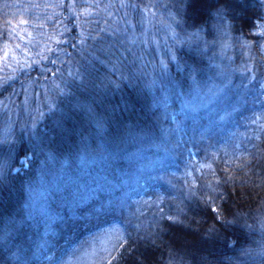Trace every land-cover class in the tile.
<instances>
[{
    "label": "trees",
    "instance_id": "1",
    "mask_svg": "<svg viewBox=\"0 0 264 264\" xmlns=\"http://www.w3.org/2000/svg\"><path fill=\"white\" fill-rule=\"evenodd\" d=\"M88 2L111 6L84 13L85 0H0V161L14 169L0 182V234H7L0 240V264H63L76 246L115 225L133 248L116 264H261L241 249L264 240L257 223L264 215V36L257 31L264 20L262 0H189L187 19L202 32L192 36L191 49H183L185 58L209 66L207 75L219 81L214 60L231 82L211 106L186 84L181 96L167 81L152 84L151 76L132 72L138 63L131 62L133 54L141 49L148 59H159L153 40L147 47H127L131 43L120 45L116 37L115 47L97 51L100 59L92 57L101 42L89 39L82 46L81 30H116L114 15L107 13L121 7L120 0ZM127 2L156 11L152 19L134 9L136 21L142 14L148 21L143 27L163 43L158 21L175 0ZM221 5L232 21V37H224L223 50L220 43L203 48L205 41L219 39L211 11ZM141 31L140 25L134 32ZM116 56L122 57L117 68L130 80L115 75ZM69 67L79 68L83 83L73 81ZM172 72L183 81L174 63ZM62 77L72 95L49 100L45 89L54 96L53 81ZM50 103L56 107L49 109ZM76 103L82 107H73ZM33 121L34 128H21ZM244 131L233 147L231 139ZM26 151L31 155L25 161ZM188 155L206 164L190 176L183 171ZM212 203L227 217L246 216L221 224ZM213 223L218 231L205 237ZM153 231L154 242L147 238Z\"/></svg>",
    "mask_w": 264,
    "mask_h": 264
},
{
    "label": "snow or ice",
    "instance_id": "2",
    "mask_svg": "<svg viewBox=\"0 0 264 264\" xmlns=\"http://www.w3.org/2000/svg\"><path fill=\"white\" fill-rule=\"evenodd\" d=\"M86 6L84 8H81V12L84 13H90V12H96L101 7L108 8L111 5H100L99 3H95L93 6L92 3L88 2V0H85ZM262 4H264V0H262ZM120 7L122 8H140L143 13H149L152 19L156 18V11H153L152 8H150L148 5H137V4H129L127 0H120ZM154 8L157 6H153ZM167 13L166 16L164 13L160 14V20L158 23H160L164 28L163 33V51L160 52L161 47V41L158 40L155 36L152 38L153 42L156 44V49L159 53V59L156 58L148 59L147 54L144 52L143 49L140 50V55L133 54V60L132 63L136 64V67L132 69V72H141L143 75L151 76L152 79L150 83L157 84L161 83L163 81H167L169 86L175 87L178 91V94L183 96L185 95L184 85L186 84L188 86V92L196 91L199 92L202 96V103L211 106L213 105L216 100L218 99L219 95L223 94L228 86L230 85V81L227 79V74L223 71V65L215 64V61L213 60V64L215 65L217 71L214 73L215 77H221L219 81L214 79L211 76L207 75V71H210L209 66L202 64L201 62H197L191 58L186 59L185 54L183 52V49L185 47H188L191 49L192 47V36L194 34H200L202 32V28L199 25L193 26L191 23H189L187 19V14L189 10V0H175L174 3L171 5H166ZM108 16H112L111 12L107 13ZM125 15H127V12H125ZM228 10L223 6H219L211 11V18L213 21V29L216 33V36L219 39H214L211 42L205 41L202 45L203 48H208L209 43L213 45V47L220 43L221 50H223L226 46L228 41L224 39V37L231 38L232 37V21L228 19ZM140 25L142 26L141 32H133L129 33L128 28L125 27L123 29V33L125 34L124 40L119 41L120 45H125L128 41H131V44H127V47H132V44H134L135 39L139 37L141 39V43L147 47L148 40L146 38L147 29L143 26L148 23V21L145 19V17L142 15L139 21ZM262 25H264V20L261 21ZM125 24H131L132 28L135 29L136 25L132 23L131 19L126 20ZM187 25V27H186ZM102 31L106 34H110L111 39H108L106 35H102ZM117 31L112 28L105 27L102 30H97L95 32H88L85 34V31L82 29L80 36L78 38V42L83 46L86 45L88 40L91 39L93 41L101 42L99 45V48L96 50H93L90 52V55L92 57H95L96 59H100L99 56H97V51H100L101 53H107L109 49L115 47L116 45V37H117ZM257 31L261 32V35L264 36V27H261L260 29H257ZM77 39V38H73ZM199 44V42H197ZM252 43L251 41H243V44H249ZM243 46V45H242ZM73 48H76V45H72ZM91 47V46H89ZM27 51V49H25ZM55 51L60 52L61 49L57 48ZM118 51L123 54L125 53L126 49L125 47H120ZM196 54H199V47L195 49ZM121 56H116V62L112 64L113 71L115 75L120 77L121 80H130L131 75L124 74L119 71L117 68V65L121 61ZM44 59H47V57H44ZM57 61H53V63H56ZM61 63L63 61H60ZM101 63H106V61L101 60ZM175 65V68L183 74V81L177 80L175 77V73L172 72V65ZM27 67V65H25ZM150 71H144L145 69H149ZM241 71L247 72L248 69L245 67L241 68ZM68 75L73 78V81L79 80L81 83H83V75L79 71V68L76 71H73L70 67L68 69ZM171 77V79H169ZM109 80L111 83L119 88V81L113 80L111 77H109ZM204 81H207L208 83H204ZM163 86V85H162ZM26 91V90H25ZM52 91L55 93L53 96L51 92L46 88L45 89V96L49 100H59L61 97L72 95L73 90L70 86L69 82L61 78L60 81H53V89ZM11 95V94H9ZM28 100L27 96L25 99V105H27ZM37 107L39 108L40 105L37 104ZM49 109H54L56 107L55 103L49 104ZM73 107H82L81 104L76 103L73 105ZM87 111L90 115L94 114V109L89 105L87 106ZM35 121L31 125L28 123L21 124L22 129H28L29 127H35ZM96 126L102 127V121L99 118H96ZM8 135L9 131L7 127L4 130L3 138L7 142L8 141ZM13 145L9 143V150H11ZM29 155L31 153L25 152L24 156L21 157L22 160H27ZM14 171V169H9V164L7 160L0 161V182H6L8 177V171ZM219 191V189H217ZM202 200H206V202H211V197H201ZM212 209L214 213L217 215L214 217V219L221 224H234L239 222L240 218L242 216H246L245 213H236L234 216L227 217L224 214L221 213V210L217 208L215 203H212ZM163 211L162 209L160 210ZM169 220H179V216H169ZM181 223H186V221H180ZM259 228L264 234V215L260 216V219L257 221ZM244 224L246 227L251 229L253 225H249L247 223V220L244 221ZM218 229L216 227V224H211L208 229L204 232L205 237H210L214 232H217ZM116 235L110 237L111 245L108 247H105L103 249V256L97 260L96 264H103L104 261H107V264H116L121 257L124 255L125 252L131 253L133 251L132 247H127L128 240L125 239L126 233L121 231L119 228L116 229ZM147 238H150L153 240V242L156 239V233L155 231L149 232L147 234ZM7 234H0V240H6ZM241 254L247 257L249 260H255L256 258L260 259L261 264H264V240H261L255 248L253 247H243L241 249ZM205 262H207V257H203ZM227 259H231L230 257Z\"/></svg>",
    "mask_w": 264,
    "mask_h": 264
},
{
    "label": "rangeland",
    "instance_id": "3",
    "mask_svg": "<svg viewBox=\"0 0 264 264\" xmlns=\"http://www.w3.org/2000/svg\"><path fill=\"white\" fill-rule=\"evenodd\" d=\"M125 12H127V15H125ZM112 15H114L115 29H120V31H117V39L120 41L124 40L125 34L123 33V29L125 27L128 28L129 33H133L138 30L140 26L139 21L142 14L139 16V21H136L137 17L135 16L134 9L132 8L125 9L121 7V9H118L117 7H113ZM129 19H131L132 23L136 25L135 29L132 28L131 24H125V21ZM262 27H264V25ZM153 37L154 32L152 30H147L146 38L148 40V44L151 42ZM128 42L132 43L131 41ZM134 43H141V39L137 37ZM162 44L163 43L161 42V45ZM153 45L155 46L156 44L153 42ZM246 133L247 132L244 131L234 135L231 139L234 142L232 146L236 148L239 147V141L246 135ZM225 147L228 149L229 145L225 144ZM187 158V164L184 166L183 171L188 176L196 171H201L204 165H206L203 162L198 161L194 155H188ZM117 228L120 230L122 229L120 225H115V228L109 227L107 230H101L100 232L93 234L87 240L76 246L69 259L64 260L65 262L62 261L64 262L63 264H96L97 260L103 256V249L111 245L110 237L117 234ZM103 264H107V261H104Z\"/></svg>",
    "mask_w": 264,
    "mask_h": 264
}]
</instances>
